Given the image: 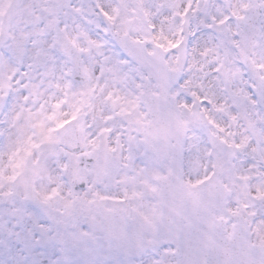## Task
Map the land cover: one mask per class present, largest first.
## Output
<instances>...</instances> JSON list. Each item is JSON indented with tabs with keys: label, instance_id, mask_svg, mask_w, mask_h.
I'll return each instance as SVG.
<instances>
[{
	"label": "snow or ice",
	"instance_id": "snow-or-ice-1",
	"mask_svg": "<svg viewBox=\"0 0 264 264\" xmlns=\"http://www.w3.org/2000/svg\"><path fill=\"white\" fill-rule=\"evenodd\" d=\"M0 264H264V0H0Z\"/></svg>",
	"mask_w": 264,
	"mask_h": 264
}]
</instances>
